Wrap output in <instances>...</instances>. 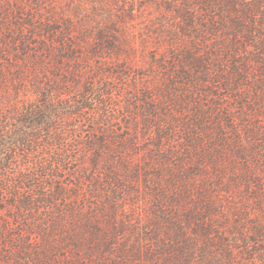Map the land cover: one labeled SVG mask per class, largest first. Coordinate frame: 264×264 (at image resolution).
<instances>
[{
  "label": "rangeland",
  "instance_id": "1",
  "mask_svg": "<svg viewBox=\"0 0 264 264\" xmlns=\"http://www.w3.org/2000/svg\"><path fill=\"white\" fill-rule=\"evenodd\" d=\"M56 2L67 7V0ZM156 16L157 10L151 9L127 22L124 35L134 45L133 51L103 59L90 56L94 92L87 94V104L76 112L83 101L81 95L86 93L83 80L69 87L61 83L57 92L45 99L29 83L4 90L0 98V264H66L67 258H77L80 264H154L163 257L154 249L171 243L165 216L171 213L170 205L179 208V204L166 192L162 177L188 155L197 161V155L204 152L208 158L215 145L213 141L205 143L199 135L186 140L188 114L179 115V96H173L174 100L166 103L167 110L161 112L179 128L176 137L167 129L160 130L154 121H143L141 117L148 111L142 103L132 112L137 120L130 119L123 96H132L137 102L149 95L148 86L164 84L167 76L164 72L154 76L149 67L154 52L164 51L168 59L172 43ZM119 64H127L129 70ZM122 72L132 77L145 73L147 79L124 90L128 81L116 79ZM258 75L253 70L248 83L240 84L234 93L223 88L219 92L229 108V115L220 112L219 120L230 144L224 148L226 156L217 159L225 166L221 179L226 186L211 184L220 206L216 224L223 227L234 223L231 208L257 213L254 195L239 179L242 161L229 149L251 147L255 130H260L259 139L264 138V103L259 108L253 102ZM112 79L117 82L113 97L103 102L98 94L114 85ZM196 102L189 112L198 108ZM101 137L107 140L105 145ZM170 146L174 147L173 156L165 157ZM260 152L255 157L264 167V148ZM207 167L210 170V165ZM35 175L44 183L33 181ZM195 179L200 181L201 176L197 174ZM52 194L55 197L46 202L45 195ZM239 216L242 222L245 214ZM241 226L228 229L220 242L229 243L239 264H264V242L247 239L246 246L241 231L250 232L246 222Z\"/></svg>",
  "mask_w": 264,
  "mask_h": 264
},
{
  "label": "trees",
  "instance_id": "2",
  "mask_svg": "<svg viewBox=\"0 0 264 264\" xmlns=\"http://www.w3.org/2000/svg\"><path fill=\"white\" fill-rule=\"evenodd\" d=\"M66 6L60 7L56 0H0V98L9 85L19 88L29 83L45 99L52 92L56 93L61 83L69 87L83 80L86 93L81 95L83 101L81 106H76L73 111L76 112L87 104V94L94 92L90 56L103 59L105 55L133 51L134 45L128 43L124 35L127 22L151 9L157 10V21L172 43L168 59L164 51L154 52L149 67L154 76L159 72L167 76L164 84L156 82L148 86L149 95L136 98L137 102L132 96H123L125 108L131 112L130 119L137 120L132 112L142 103L148 111L142 115V120L154 121L160 130L167 129L170 136L176 137L179 128L161 112L167 110L166 103L174 100L173 96H179V115L188 114L186 140L193 141L199 135L205 143L213 141L215 148L212 147L213 153L208 158L200 152L197 161L192 155L180 159L162 177L166 192L179 208L170 205L171 213L165 216L171 243L156 246L154 251L162 252L163 257L154 264H239L229 243H223L228 229L246 222L250 233L241 231L246 246H249L247 239L264 242V178L257 172L264 175V167L262 160L255 157L264 148V138L259 139L256 135L260 130H255L251 147L245 150L240 141L244 150L229 149L242 161L239 179L254 195L257 213L252 215L250 211L234 207L230 210L234 223H228L227 227L217 225L220 206L212 194L215 187L211 182L226 186L221 179L225 166H220L217 159L226 156L224 148L230 144L219 120V116L229 115V108L219 92L222 88L232 93L240 90L239 85L248 83L254 70L259 75L255 78L258 89L253 102L263 107L264 0H67ZM119 66L129 70L127 64ZM121 78L128 81L124 89L127 90L146 80L147 75L132 77L122 72L116 76L118 81ZM113 82L114 85L98 94L103 102L113 97L117 83ZM196 99L198 108L189 112L192 104L197 105ZM106 111L104 104L103 112ZM220 112L223 113L220 115ZM100 141L103 145L107 143L103 137ZM173 148H167L164 156L172 157ZM44 172L41 174L45 175ZM197 174L201 176L200 181L195 179ZM38 176L35 175L33 181L44 183ZM224 189L231 194L227 187ZM54 194L45 195L46 202L51 201ZM239 214H245L242 222ZM66 264L80 262L77 258H67Z\"/></svg>",
  "mask_w": 264,
  "mask_h": 264
}]
</instances>
